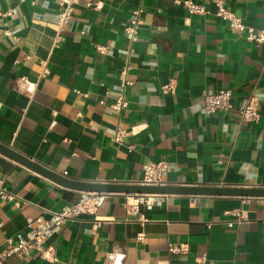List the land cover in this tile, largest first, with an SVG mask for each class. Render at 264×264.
I'll list each match as a JSON object with an SVG mask.
<instances>
[{"label":"crops","instance_id":"0c3cea01","mask_svg":"<svg viewBox=\"0 0 264 264\" xmlns=\"http://www.w3.org/2000/svg\"><path fill=\"white\" fill-rule=\"evenodd\" d=\"M196 1L212 12L191 13L175 0H78L54 44L58 0H0V142L71 178L135 181L146 162L164 159L165 183L264 186V42L213 13L212 0ZM140 3L128 52L123 26ZM226 5L247 24L264 26V0ZM127 58L134 83L117 110L109 103ZM42 63L48 72L40 76ZM21 75L35 83L31 91ZM170 79L175 90L165 92ZM225 87L235 106L206 112L204 94ZM252 94L260 117L242 120L236 106ZM118 125L127 131L121 140L114 138ZM0 180L14 194L0 196V248L6 237L26 236L28 216L49 217L43 208L60 210L84 192L1 152ZM126 193L105 192L94 212L52 232L55 259L33 249L11 253L6 263L264 264V196L146 193L156 200L130 213ZM240 209L247 218L229 224ZM169 242L189 250L171 252Z\"/></svg>","mask_w":264,"mask_h":264},{"label":"built area","instance_id":"2783aa9c","mask_svg":"<svg viewBox=\"0 0 264 264\" xmlns=\"http://www.w3.org/2000/svg\"><path fill=\"white\" fill-rule=\"evenodd\" d=\"M60 7L57 10L56 19V33L54 35V44H57L61 38L62 30L64 25L70 20L72 11L74 9V4L78 0H58ZM177 3L184 4L189 12L206 14L212 12L206 3L198 2L196 0H175ZM217 8L213 12L216 15L222 17L228 22V24L235 30L243 32L246 39L260 45L264 42V26L255 27L247 24L243 17L233 11L226 5V0H212ZM143 10L142 4L131 9V17L127 20L126 24L123 26V31L128 38L129 46L128 52L133 51V44L137 40L138 27L141 23L140 13ZM4 33H10L8 29L3 30ZM95 48L99 52H104L107 49V45L104 43H96ZM43 64V63H42ZM129 68V58L125 59L123 64L119 69L120 79L118 84V94L109 105L114 109H121L126 106L127 100L124 96L125 87L127 85L133 84L134 79L127 76ZM48 72L47 67L43 64L40 71V76L45 75ZM21 84L28 90L31 91L35 86L34 82H30L25 75L19 77ZM162 90L165 92H174L175 90V80L170 79L161 86ZM232 88L225 87L220 88L214 92H206L203 96V108L206 112L214 113L220 109H228L234 107L235 104L232 101ZM242 120H258L260 117L259 111V96L252 94L242 104L236 106ZM127 134L126 129L122 125L116 127V132L114 138L116 140H121ZM131 148L132 144H128ZM169 164L166 160H152L146 162L143 166V174L140 179L135 180L139 183L145 184H162L164 182V174L168 170ZM105 192L103 191H84L77 201L70 205H65L60 210H48L43 208V211H49L50 216L44 217L43 214H38L35 217L28 216L26 220V225L28 230L26 231L25 237H19L13 239L12 237H6L7 246L0 248V264H7L6 257L11 253H26L30 250H37L39 254L44 257H49L51 259L56 258L55 248L51 242H47V237L54 231H56L59 226L68 219L76 218L80 213L83 212H94L100 201L103 199ZM146 193H126V205L127 210L130 213H136L139 209V204L141 202L149 203L155 201L154 199H149ZM156 195V194H154ZM0 196L6 198H13L14 194L9 192L5 186L1 184L0 180ZM156 196H163V194H157ZM17 203L19 201L17 200ZM237 217L234 220H230L229 224H234L235 221L241 222L243 219L247 218V214L244 210L240 209L236 211ZM138 240L143 238L141 233L136 235ZM169 250L171 252H187L189 250L188 244L185 243H175L169 242ZM206 254H203L205 257Z\"/></svg>","mask_w":264,"mask_h":264},{"label":"water","instance_id":"95a60500","mask_svg":"<svg viewBox=\"0 0 264 264\" xmlns=\"http://www.w3.org/2000/svg\"><path fill=\"white\" fill-rule=\"evenodd\" d=\"M0 152L4 153L30 169L52 179L65 186L73 187L83 191H103V192H128V193H188V194H213V195H244V196H264V186L258 185H222V184H180L162 183L145 184L136 181H93L77 179L65 176L52 170L45 164L30 158L18 150L0 142Z\"/></svg>","mask_w":264,"mask_h":264}]
</instances>
